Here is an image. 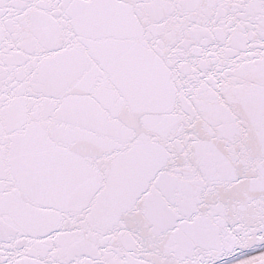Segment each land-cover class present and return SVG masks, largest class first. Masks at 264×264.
Listing matches in <instances>:
<instances>
[{
	"label": "snow or ice",
	"instance_id": "snow-or-ice-1",
	"mask_svg": "<svg viewBox=\"0 0 264 264\" xmlns=\"http://www.w3.org/2000/svg\"><path fill=\"white\" fill-rule=\"evenodd\" d=\"M0 264H264V0H0Z\"/></svg>",
	"mask_w": 264,
	"mask_h": 264
}]
</instances>
